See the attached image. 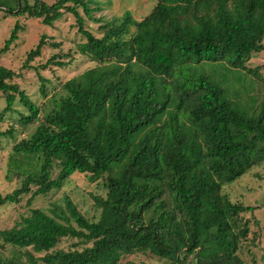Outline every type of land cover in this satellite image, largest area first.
I'll use <instances>...</instances> for the list:
<instances>
[{"label":"trees","instance_id":"1","mask_svg":"<svg viewBox=\"0 0 264 264\" xmlns=\"http://www.w3.org/2000/svg\"><path fill=\"white\" fill-rule=\"evenodd\" d=\"M102 6L100 0H0L6 16L47 27L71 14L82 37L68 61L54 55L31 66L44 47H61L47 35L27 53L23 67L36 71L40 93L49 98L43 111L13 82L18 74L0 65V123L12 114L24 127L38 123L18 141L14 128L0 129V140L15 141L8 178L21 181L0 196V207L27 196L30 205L75 174L107 190L93 197L98 221L66 196L64 208L32 209L0 230V264H123L137 253L170 264H245L240 246L251 230L243 218L256 208L234 203L223 189L264 164V77L260 67L248 66L264 53V0H156L141 20L130 11L96 18ZM24 30L15 24L0 57ZM73 54L93 66L49 97L40 69L67 68ZM228 66L250 76L253 89L229 90L228 81L209 73ZM258 236L251 242L262 244L264 234ZM64 238L85 247L57 249Z\"/></svg>","mask_w":264,"mask_h":264},{"label":"rangeland","instance_id":"2","mask_svg":"<svg viewBox=\"0 0 264 264\" xmlns=\"http://www.w3.org/2000/svg\"><path fill=\"white\" fill-rule=\"evenodd\" d=\"M44 1L49 4L55 2V0ZM100 2H102L103 11L101 13H95L94 15L96 18L103 16L111 20L114 17H121L126 11H130L136 20H141L152 11L156 0H100ZM17 22L24 26L25 30L19 33V41L15 43L12 49L0 57V65L18 74L13 82L24 89L30 95L31 99L36 102L38 106L42 107L41 110L43 111L46 108V102L49 101V98H44L40 93L41 83L38 80L36 71L34 69H24L23 67L27 53L37 46L42 35H47L51 42L53 40L61 44L59 49H53L49 46L44 47L42 56L31 63V66L40 68V66L44 65L52 56L60 55L61 57H65V55L72 52L76 44L81 42L82 37L75 26L76 19L71 14L65 13L63 18L55 22L53 27H47L43 25L42 21L39 19H30L24 16L19 18L11 17L0 12V50L4 47L5 41L10 37L11 31ZM86 26L94 34L99 35L97 24L86 20ZM72 56H75L76 59L72 65L67 68L51 66L46 70L40 69V74L47 79L46 86L48 88L49 97L54 88L58 90L62 83L93 66L91 62L78 55L73 54ZM65 58L67 59L66 61L70 59V57ZM248 66L260 67L262 76L264 77V53L254 55ZM209 73L213 74V78L217 81H228L229 84L226 86L229 90H236L239 87L248 90L253 89L252 78L248 75H242L243 73L241 71L230 66L227 68L221 67L219 69H214ZM4 107V100H0V108ZM21 110L25 111L23 108H21ZM41 114H43V112ZM17 117V114H12L11 117L9 115L3 123H0V129L2 131L14 128L16 132V141L27 136L29 134L28 132L35 129L37 126L35 124H38L34 123L33 126L24 127L17 122ZM14 143L15 141L11 138L0 140V196H6L21 186V181L18 179L10 180L7 172L8 157ZM56 174L57 173H53L52 177L54 178ZM225 187L223 193L229 195L234 203L238 202L244 207L256 208L253 212L250 210L244 215L245 218L243 219H248L250 222L251 233L249 239L243 241L240 246V256L245 264H264V238L262 239V244H259V242H251L254 232L259 234L258 238H260V235L262 236L264 234V164L254 167L252 171L248 172L242 178ZM106 193L107 190L103 182L90 183L85 175L75 174L61 189L53 191L47 196L35 198L30 205H28L30 196H27L24 197L19 204L0 207V230L12 228L21 217L30 215L32 209L48 211L53 203L61 204L60 206L64 208V199L66 196H69L73 200L87 219L90 221H98L100 210L95 205L93 197H105ZM254 217L262 223V227H255ZM88 246H91V244ZM84 247L85 245L80 244L76 239L64 238L57 249L71 251L82 250ZM2 253L3 250L0 247V254ZM5 255L8 257L9 252H5ZM121 263L170 264L169 261L158 258L151 253H137L132 256H126L122 258ZM186 264H194V261L190 260Z\"/></svg>","mask_w":264,"mask_h":264}]
</instances>
